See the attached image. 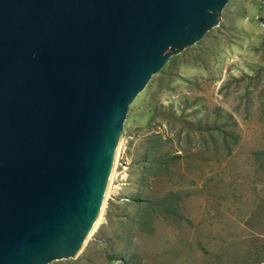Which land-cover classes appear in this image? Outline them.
I'll use <instances>...</instances> for the list:
<instances>
[{"label":"water","instance_id":"water-1","mask_svg":"<svg viewBox=\"0 0 264 264\" xmlns=\"http://www.w3.org/2000/svg\"><path fill=\"white\" fill-rule=\"evenodd\" d=\"M229 0H0V264L76 259L131 104Z\"/></svg>","mask_w":264,"mask_h":264},{"label":"rangeland","instance_id":"rangeland-1","mask_svg":"<svg viewBox=\"0 0 264 264\" xmlns=\"http://www.w3.org/2000/svg\"><path fill=\"white\" fill-rule=\"evenodd\" d=\"M123 133L101 225L50 264H264V0H229Z\"/></svg>","mask_w":264,"mask_h":264},{"label":"bare ground","instance_id":"bare-ground-1","mask_svg":"<svg viewBox=\"0 0 264 264\" xmlns=\"http://www.w3.org/2000/svg\"><path fill=\"white\" fill-rule=\"evenodd\" d=\"M123 143H124V136H123L122 140L120 141V144H119V147H118L117 155H116V158H115V164H114V168H113L112 175H111V178H110V182H109V185H108L105 201H107L106 199H107V197H109V194L111 193V191H113V189L115 190V188H114V180H115L116 176L118 175V173H117L118 161L120 159V155H121V152H122V149H123ZM105 203L106 202H104V207H105ZM104 207H103L102 213L100 215V218H99L98 222L96 223V226H95L94 230L99 226V224L101 225L102 215L104 214L103 213Z\"/></svg>","mask_w":264,"mask_h":264}]
</instances>
